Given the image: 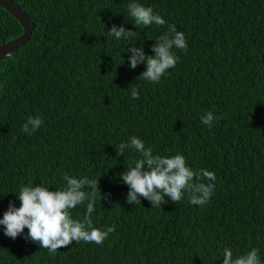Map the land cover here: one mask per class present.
Masks as SVG:
<instances>
[{"label": "trees", "instance_id": "1", "mask_svg": "<svg viewBox=\"0 0 264 264\" xmlns=\"http://www.w3.org/2000/svg\"><path fill=\"white\" fill-rule=\"evenodd\" d=\"M34 29L0 62V219L21 186L55 191L65 173L99 180L93 224L116 226L103 245L73 242L55 254L0 225V264H223L258 249L264 264V0H136L166 24L135 26L130 0H12ZM183 32L187 50L158 83L146 65H129V47L147 56L168 25ZM112 25L135 32L108 35ZM0 7V46L21 35ZM135 87L139 99L133 100ZM220 117L211 128L201 116ZM43 125L21 131L28 117ZM143 140L154 155L181 154L194 171L216 175L203 207L187 193L160 207L139 197L129 204L120 174L141 158L121 143ZM207 182V181H202ZM85 190H88L87 188ZM86 205L71 210L82 219Z\"/></svg>", "mask_w": 264, "mask_h": 264}, {"label": "clouds", "instance_id": "2", "mask_svg": "<svg viewBox=\"0 0 264 264\" xmlns=\"http://www.w3.org/2000/svg\"><path fill=\"white\" fill-rule=\"evenodd\" d=\"M128 14L134 19L135 26H163L166 24L159 14H154L151 7H145L136 0H130ZM135 32L128 31L124 26L112 25L108 35L116 40H127ZM187 50V41L183 32H178L174 24L168 25L167 31L158 37L151 51L153 56H147L143 47H129L131 53L129 65L135 69L138 65H146V70L140 77L144 80L158 83L167 70L176 66L179 59L173 49ZM133 100L139 99L135 87L130 89ZM220 117L209 111L201 116V123L212 127ZM44 121L41 117H28L21 131L27 135L35 133ZM136 150L141 158L120 174L129 188L126 202L140 204L139 197L148 200L153 207L167 203L165 197L178 203L187 193L192 205L203 207L207 204L215 189L216 175L206 169L198 172L187 166L185 157L176 154L171 157L154 155L151 148H146L142 139L132 136L128 143H121L117 149V157L123 156L126 149ZM64 186L50 190L43 185L21 186L17 199L20 207L10 202L7 211L0 219L4 226V234L15 240L24 229H28L26 240H30L47 249L49 254H55L58 249L67 247L73 242L95 243L103 245L110 233L115 232L116 226L97 228L93 224L92 214L95 211L97 196L109 200L110 193L101 196L99 180L88 177L77 178L67 173L63 175ZM207 181V182H202ZM88 190H85V189ZM110 202V200H109ZM86 205V213L82 219H74L71 210L79 205ZM223 264H261L258 249L234 257L230 248H224Z\"/></svg>", "mask_w": 264, "mask_h": 264}, {"label": "water", "instance_id": "3", "mask_svg": "<svg viewBox=\"0 0 264 264\" xmlns=\"http://www.w3.org/2000/svg\"><path fill=\"white\" fill-rule=\"evenodd\" d=\"M0 7L16 19L23 30L21 35L0 46V62H2L15 54L29 40L34 29V24L26 13L12 0H0Z\"/></svg>", "mask_w": 264, "mask_h": 264}]
</instances>
